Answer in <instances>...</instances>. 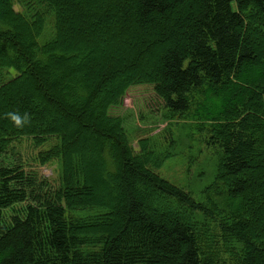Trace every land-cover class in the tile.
Instances as JSON below:
<instances>
[{
	"label": "trees",
	"instance_id": "obj_1",
	"mask_svg": "<svg viewBox=\"0 0 264 264\" xmlns=\"http://www.w3.org/2000/svg\"><path fill=\"white\" fill-rule=\"evenodd\" d=\"M19 3L0 0V264H213L215 226L232 264H264V0ZM140 86L207 124L199 200L154 171L174 140L132 147L119 109ZM20 136L54 141L56 186L6 161Z\"/></svg>",
	"mask_w": 264,
	"mask_h": 264
},
{
	"label": "rangeland",
	"instance_id": "obj_2",
	"mask_svg": "<svg viewBox=\"0 0 264 264\" xmlns=\"http://www.w3.org/2000/svg\"><path fill=\"white\" fill-rule=\"evenodd\" d=\"M13 8L16 11L22 10L19 0H13ZM47 22L48 26L52 25L51 19ZM11 74H14L13 70H10ZM253 75L255 78L258 74L253 71ZM157 102L154 94L143 86L127 90L119 113L124 118L128 138L135 151L139 150L138 139L141 137L150 138L158 147H165L174 140L171 145L177 154L167 158L154 171L169 182L190 191L191 195L199 200L198 191L202 185L209 183L213 176L214 158L212 163L210 161L214 153L213 146L205 141L208 137V126L206 124L205 129L198 132V120L193 121L190 117L183 119L177 115L169 120L164 117L163 107H160V104L156 107ZM53 142L48 140L41 145H35L31 137L20 136L10 142L4 157L8 162L24 165L25 169L36 170L47 178L52 186H56L59 183L57 162H39V153L48 149ZM202 172L204 173L201 174ZM211 231L214 243L210 247L216 246L213 250H219V256H214L217 262L213 260V264H232L231 258L221 252L223 248L220 229L215 226Z\"/></svg>",
	"mask_w": 264,
	"mask_h": 264
},
{
	"label": "clouds",
	"instance_id": "obj_3",
	"mask_svg": "<svg viewBox=\"0 0 264 264\" xmlns=\"http://www.w3.org/2000/svg\"><path fill=\"white\" fill-rule=\"evenodd\" d=\"M6 118L12 123V125L18 129H22L31 123V115L25 112L21 115L18 111L8 112Z\"/></svg>",
	"mask_w": 264,
	"mask_h": 264
}]
</instances>
